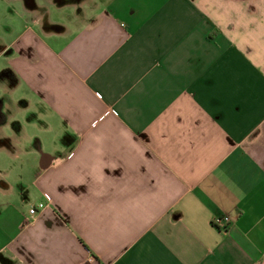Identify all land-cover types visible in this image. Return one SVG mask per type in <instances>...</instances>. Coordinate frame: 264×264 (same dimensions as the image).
Returning <instances> with one entry per match:
<instances>
[{
	"label": "crops",
	"instance_id": "0c3cea01",
	"mask_svg": "<svg viewBox=\"0 0 264 264\" xmlns=\"http://www.w3.org/2000/svg\"><path fill=\"white\" fill-rule=\"evenodd\" d=\"M1 3L0 264H264V0Z\"/></svg>",
	"mask_w": 264,
	"mask_h": 264
},
{
	"label": "rangeland",
	"instance_id": "374dc122",
	"mask_svg": "<svg viewBox=\"0 0 264 264\" xmlns=\"http://www.w3.org/2000/svg\"><path fill=\"white\" fill-rule=\"evenodd\" d=\"M1 2H3V0H0ZM4 5H5V8H4ZM13 7H15L14 5H12ZM11 6H9V5H6V4H4V3H1L0 4V11L1 12H4L5 11V15H7V14H9V11H11V9H13V7L12 8H10ZM12 12V11H11ZM40 133H42V132H40ZM43 151H47V150H50V149H52V148H49L48 146H47V144H46V146H44L43 148ZM8 158H10L11 159V156L10 157H8ZM30 158H32V159H30ZM39 158V157H38ZM23 160V166L26 168V184L24 185V186H26V185H28V182L31 180V178H32V176H33V174H34V169L32 170L31 168V166H30V164L32 163V162H35L36 160H38L36 157H31L30 155H28V156H26L25 157V154L24 155H22V158L20 157V160ZM31 160H32V162H31ZM19 161V159L18 160H13V161H8V160H6V157L5 158H3V159H1V161H0V167H1V170H3L2 168H5V169H9V168H13V167H16V166H20L21 165V163L22 162H18ZM18 187V189H19V186H17ZM28 188H30L29 186H28ZM39 202V200L38 201H36V202H34L33 204H37ZM26 203V202H25ZM27 204V203H26ZM28 205L25 207V209L26 210H28Z\"/></svg>",
	"mask_w": 264,
	"mask_h": 264
},
{
	"label": "built area",
	"instance_id": "2783aa9c",
	"mask_svg": "<svg viewBox=\"0 0 264 264\" xmlns=\"http://www.w3.org/2000/svg\"><path fill=\"white\" fill-rule=\"evenodd\" d=\"M96 95L100 98L99 94L96 93ZM112 113H115V111H112ZM70 155H72V153ZM42 196H43L42 201L30 207L29 209L30 214H36L39 210L45 209L48 203L51 202V197L48 193H43ZM229 222H230V218L227 215H224L222 217H215L213 219L214 226H219V227L223 226L226 228Z\"/></svg>",
	"mask_w": 264,
	"mask_h": 264
}]
</instances>
